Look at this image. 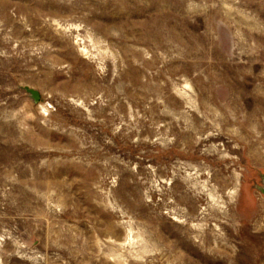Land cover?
I'll use <instances>...</instances> for the list:
<instances>
[{
	"label": "rangeland",
	"instance_id": "374dc122",
	"mask_svg": "<svg viewBox=\"0 0 264 264\" xmlns=\"http://www.w3.org/2000/svg\"><path fill=\"white\" fill-rule=\"evenodd\" d=\"M263 175L264 0H0V264H264Z\"/></svg>",
	"mask_w": 264,
	"mask_h": 264
},
{
	"label": "water",
	"instance_id": "95a60500",
	"mask_svg": "<svg viewBox=\"0 0 264 264\" xmlns=\"http://www.w3.org/2000/svg\"><path fill=\"white\" fill-rule=\"evenodd\" d=\"M25 90L30 94L31 98L33 99L34 103H38L41 99L40 93L37 90H33L30 88H25ZM264 182V175L262 176ZM259 190L264 194V187H260Z\"/></svg>",
	"mask_w": 264,
	"mask_h": 264
}]
</instances>
